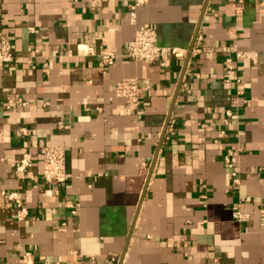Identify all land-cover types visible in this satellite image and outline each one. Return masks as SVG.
I'll list each match as a JSON object with an SVG mask.
<instances>
[{"label": "crops", "instance_id": "crops-1", "mask_svg": "<svg viewBox=\"0 0 264 264\" xmlns=\"http://www.w3.org/2000/svg\"><path fill=\"white\" fill-rule=\"evenodd\" d=\"M142 25L161 45L191 47L201 32L213 52L130 58ZM0 29L14 51L0 68V264L25 250L33 264H264V0H0ZM227 56L248 97L238 105ZM142 77L152 87L138 104L116 94ZM44 144L64 147L66 180L43 176Z\"/></svg>", "mask_w": 264, "mask_h": 264}, {"label": "built area", "instance_id": "built-area-1", "mask_svg": "<svg viewBox=\"0 0 264 264\" xmlns=\"http://www.w3.org/2000/svg\"><path fill=\"white\" fill-rule=\"evenodd\" d=\"M131 14L134 16L135 11L132 10ZM223 51H233L236 58H251L253 60L257 57V52L253 50H241L236 46H222ZM91 52L94 53L93 49ZM206 53L207 55L213 52V49L205 46L203 43V34L198 32L195 37L194 44L191 47H180L175 45H161L158 43L157 31L153 26L142 25L136 29L134 37L128 41L126 50L124 54L130 58L142 59L150 62L158 61L160 65L167 66L170 64L172 57L186 58L189 60L192 54L196 53ZM117 52L110 48H105L101 51V64L110 65L114 63ZM14 59L13 44L8 34L4 33L0 29V68H2L6 63ZM225 80L227 82H235L236 89L231 103L233 105H238L240 102H247L248 97L246 95L245 88L243 87V77L236 73V64L234 63V57L227 56L225 58ZM152 87V81L149 77L134 78V79H124L118 80L115 83V92L118 96L130 97L135 103L141 101L143 93ZM19 104H24L23 98L19 97ZM9 106V105H8ZM235 109L233 107H228L226 112V117L224 118V123L231 124L230 117L234 114ZM174 118L169 119V127L173 128ZM60 126H68L63 121L59 122ZM227 135L225 129H221L218 136ZM240 148L232 145L228 148L227 154L225 156L226 161L232 163L237 161ZM41 154L43 157V176L48 181H64L68 178V173L66 171V153L63 146L44 144L41 148ZM29 156L23 157L21 160L16 161L17 169H22L26 165L30 164ZM235 176V181H239L237 177L236 170L232 171ZM5 195L10 198L16 199L20 205V215L25 216L27 214V207L22 205L18 193L5 192ZM234 216L238 219L249 216L248 212H242L239 209L235 211ZM92 257V262H93ZM121 255H112L107 258L109 264H120L122 261ZM20 261L22 264H33V254L30 250H25L21 255ZM62 264V263H59Z\"/></svg>", "mask_w": 264, "mask_h": 264}]
</instances>
